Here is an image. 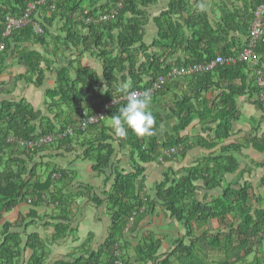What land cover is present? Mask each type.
Listing matches in <instances>:
<instances>
[{"label":"trees","instance_id":"obj_1","mask_svg":"<svg viewBox=\"0 0 264 264\" xmlns=\"http://www.w3.org/2000/svg\"><path fill=\"white\" fill-rule=\"evenodd\" d=\"M40 1L0 0V47L4 46L0 52V77L8 70L6 66L11 57H15L26 69L18 79L40 88L44 86L47 71H52L57 62L61 63L56 85L45 93L46 114L25 100L0 101V220L19 206L30 211L26 218L20 215L13 223H2L0 264H45L47 261L52 250L48 247L52 246L50 239L44 241L37 233L23 239L19 231L25 225L53 228L52 243L76 235L74 208L78 200L90 198L93 191L88 187L82 190L74 184L76 172L45 163L46 156L58 153L63 147L64 151L74 154L72 147H75L80 154L78 158L93 161V171L106 176L109 188L104 192V199L95 197L93 202L98 208L106 206L110 227L97 247H93L94 236L90 233L79 247L52 264H246V258L251 255H255L254 264H263L264 176L256 185L247 181L245 172L241 171L238 188L229 184L220 196L210 201L199 200L197 192L200 184L209 192L224 187L226 176L240 171L241 161L237 156L249 140L258 152L264 153V134L261 138L255 135L245 138L246 144L223 146L220 153H211L195 167L166 172L163 181L150 192L145 167L180 160L193 146L212 149L229 140L237 122L241 96L249 95V102L264 112L260 97L264 88L258 86L260 71L264 80V43L253 51L255 65L249 61L218 65L209 73L192 76L202 83L195 94L197 97L223 85L227 92L217 102L203 100L204 108L198 113L203 130L215 135L212 142L198 137L185 151L173 155L176 159L165 153L190 141L180 136L193 121V109L187 99L175 103L173 113L179 126L174 136L162 141L158 137L162 119L156 114H152L156 123L155 135L151 137H137L130 129L123 138L113 133L105 121H111L126 102L108 109L105 119L85 132L78 125L84 112L88 116L97 114L113 100L129 92L149 91L163 79L159 89L150 93L152 108L155 99L167 92L172 80L169 75L177 67L211 62L218 55L227 58L242 55L248 49L254 13L264 5V0H223L221 9H226V3L242 2L243 10L239 7L233 12L222 10L219 21L212 19L216 13L208 15L204 10L191 13L188 0L173 1L168 11L155 18L159 39L151 47L143 42L147 24L145 9L156 5L157 0H106L104 3L103 0H47L36 6L29 24L6 35L7 20L24 18L30 5ZM183 12H186L184 16ZM111 14H116L115 18L99 22L101 16ZM34 23L41 26L42 34H36ZM185 26L192 31L188 42ZM53 39L55 42L51 43ZM37 45L45 52L34 49ZM136 45L141 47L136 49ZM152 48L158 52L147 54ZM182 48L190 53L191 59L175 66L169 58ZM88 52L102 65L108 85L104 94L97 91L101 82L97 73L81 64ZM140 52L144 61H140ZM65 60L68 66L63 64ZM125 73L130 84L122 88L118 81L125 79ZM237 81L241 86L236 85ZM61 105H69L70 110L60 111ZM69 127L75 129L71 136L65 135ZM50 135H63V138L34 148L20 144ZM116 146L130 149L129 173H122L117 167ZM263 169L264 163L256 166L257 171ZM107 171L110 176L106 175ZM161 207L171 215L173 224L184 230V235L175 240L170 250L163 251L164 243L171 239L169 234L159 238L157 233L139 231L146 217H151L152 223L155 221ZM42 208L46 209L43 215ZM73 241L78 238L73 237ZM28 251L32 254L27 260Z\"/></svg>","mask_w":264,"mask_h":264},{"label":"crops","instance_id":"obj_2","mask_svg":"<svg viewBox=\"0 0 264 264\" xmlns=\"http://www.w3.org/2000/svg\"><path fill=\"white\" fill-rule=\"evenodd\" d=\"M106 0H103L104 3ZM173 1L179 0H157V4L154 6L145 9L147 16V24L145 25V37L144 44L147 47L153 46L159 39V28L155 22V18L159 17L163 12L169 10L170 4ZM223 0H188L189 6H187L191 13H195L200 11H205L208 15H212L220 12V16L216 14L212 19L217 18L219 21L221 15L223 14L222 10L229 9L230 12L234 11L235 7H239L243 10L242 2H233L232 5L227 4L226 9H221L220 5ZM212 4V7H211ZM198 10V11H197ZM216 10V11H214ZM222 12V14H221ZM186 12H183V16ZM229 16V15H228ZM172 18V17H171ZM173 19V18H172ZM186 31V42L191 39L192 31L187 29ZM55 33V32H53ZM232 37V35H230ZM230 37V38H231ZM54 39L51 43H54ZM221 46V45H220ZM140 45H136L135 48H140ZM222 47V46H221ZM36 50H39L41 53H44L45 50L43 47L37 45ZM178 49L174 55L169 58L170 63L175 66L179 63H184L186 60L191 59L190 53L186 49ZM158 52L156 48L150 49L147 54H153ZM117 54V53H115ZM70 57L69 54H67ZM79 56V55H77ZM140 61H144L143 53H139ZM47 57L49 58L48 54ZM75 58V57H74ZM73 58V59H74ZM61 63L54 64L52 71H47L44 86L43 87H34L26 84L24 81L19 80L18 78L26 73V69L23 66H20L15 57H11L8 61L6 68L8 70L4 72V74L0 77V101L10 100V101H21L25 100L29 104H31L36 110L42 111L46 114V91L48 89H52L56 85V75L58 70L61 69L59 66ZM64 65L68 66V61L65 60L63 62ZM82 66L86 68H90L94 70L97 75L100 77V88H97V91L101 94H104L107 90V83L104 81L103 77V68L100 61L93 55V53H86L81 59ZM74 74V73H73ZM125 79L121 78L118 82V86L122 88H127L130 84V79L128 77V73H125ZM236 85L241 86V82L237 81ZM202 86V83L198 80H193L192 76H187L183 78H175L170 81L169 88L167 92L165 91L163 96L155 99V105L150 108V111L153 115H160L162 119L161 129L158 132V137L162 141L164 138L169 136H174L175 130L179 126V120L174 115V107L175 103H182L187 99V104L189 107L193 109V121L191 125L184 131H181L180 136L183 138L190 139L189 145H192V141L197 139L198 137L206 138L208 141L214 138V133L211 131L203 130V126L201 125L200 116L198 113L204 108L202 104L203 100H214L215 102L219 101L224 92H227V87L223 85L221 89H214L204 91L202 95L196 96L199 88ZM117 87V86H116ZM249 95L241 96L238 99V114H237V122H234V131L232 137L225 141L224 143L218 144L216 147L212 149L202 148L199 146H193V148H189L186 151V154L180 160H175L171 162L165 163H151L147 165L146 168V183L148 185L149 192L154 189V186L163 181L165 173L171 170L175 172H179L183 169L195 167L198 163L204 161L211 153H220L221 148L223 146L235 145L236 143L246 144L244 141L245 138H252V136H258L261 138L262 134H264V112L261 111L256 105H253L249 102ZM60 111L62 110H70L69 105H61ZM199 111V112H198ZM108 121V120H107ZM107 121L106 124H107ZM109 127V125L107 124ZM258 128V129H257ZM258 131H257V130ZM240 145V144H239ZM253 141H248L246 146L242 149V154H238V158L241 161V169L239 172L226 176L227 185L231 184L233 187L238 188V184L241 182L239 179L241 178L240 172L244 171L245 178L247 181H253L254 184L260 183V178L264 176L263 170H256L257 165H261L264 163V153L258 152V150L253 146ZM74 153H69L64 151V148L59 149L58 153L50 155L48 158L45 157V163H51L53 167L68 169L76 172V179L74 181L75 185H78L84 189L87 187L90 188L93 193L90 198H82L78 200L77 206H75L74 211V223L73 228L77 230L76 235L68 236V238L64 241H60L58 243H52L51 238L55 234V230L53 228H38L33 225L30 227L24 226V229L19 231L21 237L26 240L27 235L37 233L44 241H48L52 246H48L51 250L50 256L48 257L45 264H52L57 261L58 257H65L69 255L74 249L79 247L83 240L86 237L93 233L94 241L92 243L93 247H97L103 241V239L107 236L108 230L110 227V219L105 215L104 205L101 208H98L94 202L93 198L98 197L100 199H104V192L109 188L106 185L107 178L105 175L93 171V166L95 163L93 161H84L79 157L78 150L75 147ZM116 164L119 167L120 172L129 173L131 171V163L129 158L130 149L126 147V149H120L116 146ZM107 176H110V172H106ZM254 176V177H253ZM112 178V177H111ZM252 179V180H251ZM256 179L258 181L256 182ZM242 181V180H241ZM243 182V181H242ZM112 183H110L111 186ZM224 187H217L213 189V191H207L203 184H200V189L197 192V197L199 200H212L215 197L220 196L223 193ZM79 188V187H78ZM21 208H25L22 212H20ZM30 211L28 207L19 206L14 209L11 213L6 214L3 219L0 220V238H2L3 230L2 223L5 221L15 222L20 215H24L25 218ZM46 212L45 208L40 210V214L43 215ZM16 214V215H13ZM171 215L167 213L162 207L157 210V218L152 223L151 217H146V221L142 222V225L139 226L140 232H154L157 233V237L160 238L169 234L171 239L164 243L163 250H170V246L174 244L175 240L184 235V230L178 228L177 225H174L172 220L170 219ZM143 235V234H142ZM73 237L78 238V241L74 242ZM68 244H72L71 247L64 249V247ZM63 246V247H62ZM59 247L62 249V253H59L57 257L51 258L52 254H54L53 249ZM59 251L58 249L55 253ZM31 251H28L26 254V259L28 260L31 256ZM26 260V261H27Z\"/></svg>","mask_w":264,"mask_h":264},{"label":"built area","instance_id":"obj_3","mask_svg":"<svg viewBox=\"0 0 264 264\" xmlns=\"http://www.w3.org/2000/svg\"><path fill=\"white\" fill-rule=\"evenodd\" d=\"M47 0H42L40 2H37L35 4L30 5L28 8L24 18L22 19H8L7 20V28H6V35H9L11 31L21 29L22 27L26 26L27 24L30 23L31 21V16L36 9V6L45 3ZM116 14H111V15H105L101 16L99 22L103 21H109L113 18H115ZM87 23H90V20H87ZM34 30L36 34H42L43 29L38 23H34ZM249 43H248V49L244 50L245 52L240 55L237 58H232V57H224L222 55H218L217 58L211 62H207L204 64H194V65H188V66H182V67H177L173 69V71L170 73L169 78L172 79H177V78H183L185 76H193V75H198V74H206L211 71H213L218 65H235L237 62H244V61H249L252 62V64H256V61L254 59V50L257 49V47L260 44L264 43V5H261L254 13V18L251 23L250 29H249ZM4 46L0 47V52L3 51ZM164 80H160L159 84H163ZM159 84H155L154 87L149 90H142V91H136L137 93H154L159 89ZM258 86L261 88H264V80L262 78V72L260 71L258 73ZM126 97L127 95H124L118 99L113 100L110 102L106 108L102 109L99 113L97 114H91L88 116L87 111L84 112V118L81 121V123L78 125L79 130L85 131L88 127L92 125L98 124L101 120L105 119L107 115L108 109L118 106L122 102H126ZM261 100L264 101V94L261 96ZM74 133V129L69 128L65 135H72ZM62 137V136H60ZM53 141L52 136H47L46 138H42L40 140L34 141V142H29V141H22V145L28 144L31 147H41L43 144L50 143ZM183 149V148H182ZM181 148L179 150H182ZM178 149H172L170 152H167L169 156L176 154Z\"/></svg>","mask_w":264,"mask_h":264},{"label":"clouds","instance_id":"obj_4","mask_svg":"<svg viewBox=\"0 0 264 264\" xmlns=\"http://www.w3.org/2000/svg\"><path fill=\"white\" fill-rule=\"evenodd\" d=\"M151 100L152 98L150 94L147 92L144 93L129 92L126 97L125 106L119 109L118 114L111 117V125H112L113 133L116 136L123 138L127 135L128 130L130 129L137 137H141V138L151 137L155 135L156 122L154 116L150 111ZM50 136L53 137V141L47 144H52L56 139L63 138V135H50ZM13 140H14L13 138L9 139V142H12ZM186 146L189 147L190 145L180 146L179 149L183 148L182 150H179L178 148H173L179 150L176 154L173 155L177 156L178 154H180V152L185 151L187 148ZM171 150L172 149L166 151L165 153L169 158L173 156V155L169 156L167 154V152H170ZM175 156H173L172 158H174ZM165 162L166 161H163L161 163H165Z\"/></svg>","mask_w":264,"mask_h":264},{"label":"rangeland","instance_id":"obj_5","mask_svg":"<svg viewBox=\"0 0 264 264\" xmlns=\"http://www.w3.org/2000/svg\"><path fill=\"white\" fill-rule=\"evenodd\" d=\"M211 7H212V4H211ZM214 11H216V10H214ZM217 13V15L218 16H220V12L219 11H216ZM73 60H75V59H73ZM72 60V61H73ZM76 66H77V62L75 61V62H73ZM91 96V95H90ZM89 96V97H90ZM59 106H60V104H59ZM107 124L109 125V127H112V125H111V121H107ZM252 180V179H251ZM258 181V179H256V182ZM228 183H227V181H224L223 183H222V185H224V186H226ZM25 208H21L20 209V212H22L23 210H24ZM13 215H16V214H13ZM218 224H216L215 226H217ZM3 240V238H0V243H1V241ZM72 246V244L70 245V244H68V245H66L65 247H64V249H66V248H68V247H71ZM63 247V246H62ZM59 250V251H57L56 253H55V251L56 250ZM53 252H54V254H52V256H51V258H54V257H57V256H59V255H57V254H59V253H62V249L61 248H59V247H56V249L54 248L53 249ZM130 254H134L133 252H130ZM255 255H251L250 257H248V258H246L247 260H246V264H254L255 263Z\"/></svg>","mask_w":264,"mask_h":264},{"label":"water","instance_id":"obj_6","mask_svg":"<svg viewBox=\"0 0 264 264\" xmlns=\"http://www.w3.org/2000/svg\"><path fill=\"white\" fill-rule=\"evenodd\" d=\"M263 264H264V262H263Z\"/></svg>","mask_w":264,"mask_h":264},{"label":"bare ground","instance_id":"obj_7","mask_svg":"<svg viewBox=\"0 0 264 264\" xmlns=\"http://www.w3.org/2000/svg\"><path fill=\"white\" fill-rule=\"evenodd\" d=\"M135 215V214H134Z\"/></svg>","mask_w":264,"mask_h":264}]
</instances>
